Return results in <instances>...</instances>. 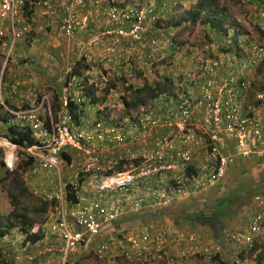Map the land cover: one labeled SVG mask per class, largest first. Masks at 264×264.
<instances>
[{"label":"built area","instance_id":"1","mask_svg":"<svg viewBox=\"0 0 264 264\" xmlns=\"http://www.w3.org/2000/svg\"><path fill=\"white\" fill-rule=\"evenodd\" d=\"M29 0H0V38L8 30L11 39L16 40L34 31L44 29L42 25L28 22L24 8ZM87 0H65L61 4V16L58 24L59 33L69 39L75 36L81 22L80 9ZM42 17L54 15L55 6L49 1L32 0ZM136 9H119L110 6L107 12L108 21L113 28H105L94 35L91 43L100 46L111 56H119L130 51L125 44L138 43L151 25L145 13ZM149 15L151 11L149 10ZM6 24V25H5ZM5 25V26H4ZM127 25V26H124ZM4 26V27H3ZM151 45L157 42L151 40ZM252 62L262 56V49L253 47ZM248 82L236 72L227 77L209 80L201 90L202 102L181 103L176 117L149 118L140 121V135L128 139L115 134L104 148L112 144L138 143L148 137L152 130L163 127L170 131V139L165 136L148 153L140 164L131 165L128 170L107 171L118 164L115 160H104L94 146L88 147L85 141L90 140L77 132L73 118L68 111L66 101L61 109L59 124L45 128L38 109L18 112L16 118L26 122L34 131H39L38 144L28 149L39 169L58 174L61 154L71 149L87 156L82 172L88 175V185L94 192L87 203L70 206L66 202L65 187L60 185L47 198L53 201L54 219L50 223L51 234H56L63 242L61 247L49 246L35 255L25 257V264L44 260V264H67L72 254L80 248L88 250L90 242L97 238L103 225L110 223L124 213L138 211L146 201L154 206L168 205L175 198L200 192L219 183L226 175L229 156L225 151L224 140L234 143L235 151L242 157L264 156V95L257 94L261 102L252 114H241L239 99ZM244 89V90H245ZM2 97L0 94V103ZM99 126V124H98ZM103 148V149H104ZM206 153L209 164H193L194 152ZM180 162V163H179ZM137 190L134 197L133 192ZM121 193L125 202H107L103 196ZM84 203V204H83ZM246 224L240 230L229 234L230 245L244 248L251 245L253 239L264 230V197L254 195ZM169 236L163 230L151 232H128L120 240L108 239L98 244L95 254L103 258L113 252L114 258H122L131 264H154L163 262L169 257ZM178 257L195 258L202 256L210 262L220 246L205 242L202 238H193L185 244L176 246ZM20 263L22 258H17ZM179 260L173 259L176 264ZM24 262V261H23ZM237 264H239L237 262Z\"/></svg>","mask_w":264,"mask_h":264},{"label":"crops","instance_id":"2","mask_svg":"<svg viewBox=\"0 0 264 264\" xmlns=\"http://www.w3.org/2000/svg\"><path fill=\"white\" fill-rule=\"evenodd\" d=\"M41 1H49L55 6L54 15L42 17L38 12L40 9L32 4L31 0L27 4V10L25 12L27 14L29 13V19L44 23L47 27L46 32L24 37L13 42L10 38V34L8 33L9 31L7 30L5 36L0 39V83L2 84V96L4 103V107H0L1 136H6L10 127H15L16 129L20 128L17 123L18 121L15 120L10 111L31 108L38 104L40 98L43 96H49L51 102L53 103V107L57 105L58 110L59 104L56 100L57 95L60 94L62 98H65L64 93L66 92V83L72 84V86L69 87L70 91L68 92V96L76 95L74 87H76L75 83L77 80H80L85 88H88L91 84H93L94 87L100 91L103 87L105 77L108 76L109 79L115 80V78L119 79V77L122 76V81L132 86L133 95L136 94L135 92L138 89L145 87L144 84L153 86L156 81L162 80V76L171 78L173 84L175 85L174 88L176 87V89H180L181 91L190 87L191 90L198 92L199 87L201 85L203 86V80L206 78L205 76H202V72H204V70L201 68L200 70L193 69L191 68L192 64L190 67H185L191 68L188 70H140L143 71V74L134 70L135 67L148 69L147 63L150 62L151 59L155 61L156 59H161L162 57H168L171 53L168 52L167 49H165L164 52H168L170 54L167 53L164 56L162 55V49L155 50L144 45L135 44L132 47L130 55L111 56L100 46H94L91 43L90 38L96 34L98 35L101 30L110 25L107 19V5L103 2V0H87L85 6L80 9L81 22L77 32L74 37L69 39H65L61 35L59 36L57 34V26L60 22L61 16V4L62 1L65 0ZM124 1L125 0H123V4ZM262 1L263 0L252 1L251 6L253 7L255 13H252L250 16L251 22L255 23V25H260V28L264 27V14H261V10L259 9V5ZM158 3L162 4V0H150V4ZM0 27H2L1 22ZM259 33L264 35L262 32ZM27 57L29 58L28 62L26 61ZM179 57L180 56L178 55L177 58ZM184 59L186 60L187 57ZM176 64L180 65V62H176ZM100 67H103L106 70H100ZM73 68L76 69L75 71H78L77 75H72L71 77L69 76L68 82L66 80L67 75ZM254 68L259 70L262 66L258 63ZM192 71L194 73L190 77V73H192ZM250 71L251 70H245L244 73ZM214 78H216V75ZM123 82H120L121 86L116 89L123 91ZM15 84H18V87L16 89H12V86ZM253 87V91L262 90L264 89V84L255 89ZM239 102L241 114L253 115L252 111L248 107L247 99L245 95H243V92L242 98L239 99ZM166 105V100L162 99V96L160 95L155 100H148L146 105L142 106L145 108L150 107L153 110V113L157 114L161 113L162 106ZM97 110V103H95V105L84 106L81 109L78 127L83 135L91 137V140L88 142L89 145L94 146L97 149L99 156L105 158L106 160L127 159L131 156L134 159L131 163L140 164L143 157L155 148V143L161 140L162 136L167 133V130L157 128L152 130L151 134L145 138L141 144H112L105 149L104 146L106 141L108 142L110 135L113 133H122L129 136L136 133L137 130L133 127L132 121H130L127 117H123L121 120H118L117 123H119V126H116V122H112L111 118L104 117V120H102L104 125L98 132L93 125L98 119ZM164 113H174V107H172L169 112L165 111ZM57 120H59L58 117ZM98 134L101 135V138L97 137ZM93 135L95 136L94 139ZM224 146L225 151L231 160L226 172L225 180H223V182H225V186L227 185L228 190L225 193L227 196L224 198V201L232 203L234 201L233 195H235V193L242 194L243 191L242 184L236 181V179L242 178V181L246 180L245 174L243 172L241 174V171L237 172L236 167L238 166L242 171H247V173L250 174V177H257L262 174L260 167L262 166L261 163L264 158H261L260 163L251 159L244 162L242 161V158L236 154L234 143L231 140L225 139ZM2 151L5 153L4 150ZM66 155L69 156V159L71 160L69 163L63 164V169L65 171L64 180L66 182H71L74 178V173L72 175V172L77 170L78 166H81L86 162V157L71 150L67 151ZM197 159L203 164H209L206 153L202 152L197 156ZM66 164H68V167L65 168ZM50 181L51 180L48 177H36V179L32 181V184H34V186L38 189L45 190L50 187ZM88 189L89 188H85L81 192L82 196H85L86 198L91 196V190ZM223 190L219 189V191ZM203 193H205V195ZM23 194L26 195L27 193L24 188H20L17 184L13 185V190L9 189V191L5 192L4 195H7L6 199L3 197V193L0 194V198L5 203H8V207H5V213L6 215L14 217H17L18 215L25 216L24 219H26L28 224H30V226L27 227V234L38 233L39 236H41L42 233H46V231L41 230L42 222L39 218H32L30 215L25 214V209H29L30 212H33V210L35 211L39 207V210L37 209L35 212L42 215L45 212V208L40 206L34 207L35 205L31 207L23 205L19 202L20 196ZM202 196H204L203 201L200 200ZM218 197L217 193L212 194L210 193V189H208L186 198L183 201L174 202V205L170 208L171 212L167 211V209L164 210L167 215L164 216L166 219L164 220L163 225L170 229L175 236L174 238L178 240H182L198 233L203 228H199L201 226L194 220L195 214L192 213V209L196 207L198 201L202 204V208L208 211H212L215 208V212H211V214L215 215L218 210L217 206H215L216 202L219 201ZM103 198L107 202H114L117 204L125 202V197L120 194H107L104 195ZM176 204H179V206H175ZM205 204L208 205L206 208L204 207ZM250 204L251 202L248 204V207ZM16 206H20L22 211L20 213L14 211L16 215H13L12 211ZM248 210L249 209L246 210L245 208L243 218H241L242 213L239 212L238 221H243L240 228H237L234 222H232L226 215H219L218 217H215V219L222 221L220 226L221 228L223 226V229L225 230H223L224 235L228 234V231L226 230H229L230 227L232 230L236 228L240 230L244 227L246 219L250 214ZM245 212L248 214H245ZM233 214L235 213H230L232 216ZM148 215L149 214H144V212L136 214L133 217H129L128 214L124 215L119 221L117 220L114 222L113 227L116 232L121 230L143 231L148 228H156L154 223L158 219L157 227L162 228L161 214L159 216H155L154 214H152L154 216ZM214 221L218 223V221ZM217 228H220L219 225ZM208 231L212 234L211 230ZM13 232L14 231H9V235L14 236ZM214 232H217V230ZM51 241L52 236H48L47 233L45 234L44 240L39 237V240H36L33 243H22V240H20L22 243L21 247H23L25 251H29L28 246H31V248H29L31 249L30 251L40 249L46 245L49 246L51 245ZM222 241H224V239ZM0 242L3 244L2 247L6 246L5 240L0 239ZM225 253H227V256L232 255L231 250L225 251ZM175 254L176 248L171 247L169 250L170 258L167 259L166 263L159 264H173L171 262H173V258H175L173 256ZM112 257L113 255L110 254L109 257H106L104 260H98V262L100 264H120L118 260H114ZM180 264H197V262L195 259L190 258L180 262Z\"/></svg>","mask_w":264,"mask_h":264},{"label":"clouds","instance_id":"3","mask_svg":"<svg viewBox=\"0 0 264 264\" xmlns=\"http://www.w3.org/2000/svg\"><path fill=\"white\" fill-rule=\"evenodd\" d=\"M29 1H27V3H26L24 11L27 10V4H28ZM139 1L140 0H125L124 4H123V0H103V2L107 5L106 6V11L107 12H108L110 6H117L119 9H123V10H127V9L133 8V9L139 10L138 12L141 11V12L145 13L146 20L147 21L148 20L151 21L150 22L151 25L149 26L148 31L143 36V38H142V40L140 42L131 43L130 45H129V43L125 44V46H128L127 48H129L131 50V52H132L133 45L140 44V45H144V46H147V47H149L151 49H155V50L162 49V55L165 56L168 52L166 53V52H164V50L172 45L171 41L174 39V35H171L172 34L170 32L171 30H174L175 27L181 25L182 23H186V22L187 23H186L185 27L189 26L190 24H192V25H198V24L199 25H203V24H201V21H199V22H190L191 17H190V19H188V16H186V14H185L182 17L181 20L173 22V24H172V28L173 29H170V28L167 29L166 27L164 28L163 26L160 27V28H157L158 21H159L160 18H162V15L166 12L167 8H165V9L164 8L163 9L160 8V10H159L160 14H159L156 11V6L154 4H150V0H142L143 2H147V3L143 4V5L138 4ZM196 2H197V0H196ZM196 2H195V4H196ZM30 4H31V2H30ZM195 4H194V8H195ZM159 5H161V3ZM157 6H158V4H157ZM194 8H190L189 10L190 11L194 10ZM149 10L151 11L150 15H149V12H148ZM189 10H187V11H189ZM28 14L25 12V18L27 19L28 22H33L35 24L42 25L44 27V29L42 31H40V32L34 31V32L30 33V34H27L24 37L32 36L34 34H40V33H43V32L47 31V27H46V25L44 23L34 21L33 19H29V15ZM203 17H205V13L201 14L200 20H203ZM187 20H189V21H187ZM109 24H110L109 25L110 27L108 26L106 28L115 27L113 24L111 25L110 22H109ZM124 26H127V25H124ZM181 26L184 27L183 25H181ZM203 26L207 27L205 25H203ZM163 30L165 31V33L167 35L162 37ZM158 32H159V34H158ZM8 33L10 34V32H8ZM57 34L59 36L61 35L59 33V31H58V27H57ZM175 35H176V33H175ZM24 37H21L19 39H22ZM93 37L94 36H92L90 39H92ZM2 38H0V39H2ZM10 38H11V34H10ZM63 38H65V37H63ZM162 38H165V39H162ZM19 39H16V40L11 39V40L13 42H15V41H17ZM65 39H67V38H65ZM151 40H155L157 43L155 45H151V42H150ZM248 41H250L249 44H247V42H245L246 45H244V47L240 51L236 52V54L237 53L239 54V58H236L235 56L232 57L231 54L230 55L222 54V56L220 57L218 55L219 52H216V53L213 52V54L206 53L207 54L205 56L206 59L205 58L203 59L202 64H201L202 67L200 66V68L204 70V72H202V76H205L206 78L203 80V83H202L203 86L201 85L202 87L200 86L199 87V91L196 92L195 94H193V92L190 91L191 90L190 87L185 89V90H183V91H181L180 89H176V87L174 88L175 85L173 84L171 78L162 76V80L156 81V82H163L165 79H170L171 82H172V94L169 95V96H167L166 94L161 95L162 99H165L166 103H167V105L164 107V109H162V113H157V114L153 113V110L150 107L145 108L142 105L132 106V103L135 100V98L137 97V94L133 95L132 86L129 85V84H126L125 82H123L122 78H121L122 76L119 77V79L115 78V80H113V81H112V79H109L108 76L105 77L104 78V82H103V87H102V89L100 91H98V89L96 87H94L93 84H91V86H93L94 90H95V93H94V95L92 97L93 101H91V98L88 95V91L87 90H88L89 87L85 88L82 85V82L80 80H77L76 83H75L76 87H74V88L76 90V95H74V96H68V92L70 91L69 87L72 86V84L66 83V85H67L66 86V92L64 93L65 98H62V96L60 94L57 95V97H56V100H57V103L59 104V107H58V110L56 112L54 111L55 115L52 114L53 103L51 102V99L49 98V96L48 97L47 96H43L42 98H40L39 103L34 105L31 108L20 109L18 111H10V113L15 118V120L18 121L17 123L19 124V127H20V128H18V130L24 129V128H28L31 131V134H32L31 135V139L33 140V142L27 148H21V147H18L16 145L10 143L8 141V139H6V137H10L9 134H7L8 136L7 135L6 136L5 135L4 136L0 135V150H4L5 151V157L2 159L3 162H1V164H2V166H4V163H5L6 168L10 172H14V173L16 172L17 173V172L20 171L21 174H23L22 170L26 169L24 174L26 172L28 174H37V173H39V175L37 177H43V178L48 177L51 180L50 181L51 185H50L49 188H47L45 190L36 188V190L41 192L40 198L46 204H48L49 208H50V210L48 212L49 214H47V220L43 224V226L41 227V230L46 231L48 236L49 235L52 236L51 245H49V246L61 247L63 245V242L56 234H51V232H50V223L54 219V205H55V203L53 201H49L47 196L51 195V193H53L54 190L57 189L59 184L60 185L62 184V185H64L65 190H66L65 191V195H66L67 204H69L70 206H77L79 204H82V202L87 203L88 202V200H87L88 198H86L85 196H82V194H81V192L85 188H89L88 190H91V187L88 185V181H89L88 175L84 174L82 172V168H83V166H84V164L86 162L84 164H82L81 166H78V169L74 170L72 172V175L74 173V178H73V181H71V182L70 181L66 182L64 180L65 171L63 169L64 165H62L64 163H69V160H68L69 156L66 155V152L71 150V149H68V150H66V152L61 154V163L59 165V171H58L57 175L41 171L39 169L38 165L36 164V162L34 161L33 156L28 151L29 148H31L32 146L38 144V142L40 140L39 131H34L30 127L29 124H27L26 122H23L21 120H18L16 118V113L29 111V110H34V109H38L39 108L38 113H39V116H40L41 120L43 121L44 127L45 128H49L51 126V120H52V122L54 124H59V122L61 121L60 120V116H61L60 112H61V109L64 106V102L66 101V106L65 107H67V109H68V111L70 113H71V109H70L69 106H70V103H73L78 108V112H79L77 122L74 120L73 114L71 113L72 118H73V124L75 125L77 132L82 134L80 132V130H79V127H78L79 116H80V113H81V109L84 106H86V105H95V103H97V106H98V110H97L98 117L97 118L98 119L93 124L95 126L96 130L99 132L102 129V126L104 125L102 120H104V117L111 118L112 122H116V126H119V123H117L118 120H121L123 117H127L130 121H132L133 127L137 130L136 133H133V134H131L129 136H126L125 134H122V133H113L112 135L120 134V135L126 136L128 139H131V137H133V136H141L140 135V121H144V119L146 117H149V118L155 117V118H161V119L175 117L178 114L179 107H180L181 103L186 102V101H190L192 103L202 102V100H201V96H202L201 90L203 89V87L205 86L207 81L213 80V79H218L219 77L224 78V77H227L229 73H234V72H236L238 76L244 77L246 79V81L248 82V86L246 87V89L245 88H244L245 90L243 89V91H244L243 95H245V97L247 99V103H248L249 109L252 112H254V110H256L257 106L259 104H261V102L256 100V96H257V94H263L264 95V89L258 90V91H253L252 90V86H250L249 78L247 76V73H244V71L249 69L250 67L254 68L258 63H260L261 58H263V56H264V46H260V45L256 44V41H257L256 39L254 41H251V40H248ZM219 46H220V44L218 45V47ZM254 46L260 47L262 49V51H263L261 58L258 61H256L255 63L252 62V57H251V56H253V50L252 49H253ZM171 49H173V48H171ZM131 52L130 51H125V52H122L119 56L130 55ZM168 54H170V53H168ZM176 54L177 53H174V55L172 57L174 58L176 56ZM232 58H234V60L237 61V64L239 65V70H235L234 68H233V70H220L221 67H227L228 64L229 65L231 63L233 64L234 60H232ZM253 58H254V56H253ZM162 59H165V57H162L161 59H156L155 61L151 59L150 62H148V63L150 65H153V64L156 63L155 66H158L159 63H162ZM26 61L27 62L29 61L28 57H27ZM27 62H25V63H27ZM148 63H147L148 70H153V68H150ZM139 69L145 70L146 68H137L136 69L139 72L143 73V71H140ZM71 72H72V70H71ZM69 73H68L67 79H66L68 82H69V78H68L69 77ZM193 73H194L193 71H192V73H190V77L192 76ZM215 75H216V78H214ZM120 82H123L122 83L123 91H120V90L116 89L117 87L119 88L121 86ZM154 85H155V83H154ZM17 87H18V84H15V85L12 86V89H16ZM103 90L107 92V94H108V95L106 94L107 97L113 92L118 94V97L120 98V101H121V105L120 104L118 105V107H120L122 109V113L121 114L116 115V114L110 112L107 109L108 105L105 102V97L101 95V92ZM0 94H1V97H2V102L0 103V107L3 108L4 107V103H3L2 84L1 83H0ZM41 95H45V94H41ZM152 100H155V99H152ZM169 105H170V107H169ZM171 106L174 107V113H164L165 111L169 112V110H171V108H172ZM57 117H58L59 120H57ZM98 124H99V126H98ZM158 128L162 129L163 127H158ZM155 129H157V128H155ZM155 129H153V130H155ZM163 129H165V128H163ZM169 133H171V132L167 130V133H165V135L162 136L161 140L165 136H168L169 139H170L172 136H170ZM84 136H85V139L89 137L90 140H91L90 136H87V135H84ZM97 137L101 138V135L98 134ZM94 138H95V136L93 135V139ZM90 140H88V141L84 140V143L88 147L92 146V145H89V143H88ZM143 140H145V138L142 139L140 142L134 143V144H141V142ZM161 140H159L158 142L155 143V148H156V146L158 145V143ZM127 144L129 145V144H133V143H129L128 142ZM154 149H152L151 151H153ZM9 151H12V155H11L10 158H8ZM17 151L19 152L20 157L24 155V157L23 158L21 157L19 161H18ZM71 151H74V150H71ZM74 152H77V151H74ZM77 153L78 154H82V153H79V152H77ZM199 154H201V152H197V151L192 154V162H193V164H202L201 161L197 159V156ZM236 154L239 155L240 158H242V159H252V158L253 159H260V158H264V156L263 157H259V158L255 157V156L242 157L240 155V151H236ZM82 155L85 156L86 160H87V156L85 154H82ZM27 158H31L32 159V164H30L27 167H22L24 169L17 170L18 165L22 161L27 160ZM102 159H105V158H102ZM108 160H110V159H108ZM133 160L134 159L131 156L128 157L127 159L123 158V159H120V160H115V161H118V164L116 166H114L113 168H111L110 170H108L107 172L110 173V172H118V171L128 170L131 165H137V164L131 163ZM230 163H231V160L229 158L228 167H229ZM66 167H68V164H66L65 168ZM10 172H8V173H10ZM225 176L219 183H216V184H214V185H212V186H210V187H208L205 190H202L200 192H196V193L187 195V196L182 197V198H175L168 205L154 206L151 203H148L146 201L145 203H143V206H142V208L140 210L122 214L121 216H119L115 220L111 221L110 223L103 225L100 235L97 238H95V239L93 238L91 240V242L89 244L90 247L88 248V250L87 249L83 250L82 248H80V250L77 253H74V254H72L70 256L69 261H68L67 264H76V263L81 264L80 261L83 258H85L86 256L90 255V254H92L98 260H104L106 257H109L110 254L113 255V252L109 253L108 255H106L103 258H98L96 256V254H95V249L98 246V244L101 243L102 241H106L108 239H115L116 241H118V240H120V238L122 237L123 234L128 233V232L146 233V232H151L153 230L154 231L155 230H163L170 237L169 238V242H176V243L169 244V249L168 250H170L171 247L176 248L177 244H179L180 242H182V244H185L190 239L202 238V240H204L205 242H208V243L210 242L211 244H216V245L220 246L221 251L217 252V254L219 255V257H222V258H219V261L225 260L227 257H224L223 253H225V251L231 250L232 255L234 257V259L232 260L233 262H235L234 264H237V262L239 264H243L244 262H241V261H239L237 259L238 252H240L241 249L245 250V249L250 248L251 245L254 244V243L262 244L261 242H256L255 240H256L257 237H259L264 232V230L258 236H256L253 239L251 245L246 246L244 248H239V247H235L233 245H230L231 243L229 241V234L234 232L235 230H239V229H235V230L231 231L230 233H228L227 235H224V237H223L224 241H222L221 243H217L213 239L210 240L209 238H207L206 234H203V233L199 234L200 232L196 233V234H193L192 236L184 238L182 240H178V239L174 238L175 236L173 235L172 231L170 229L166 228L163 225L164 224V220L166 219L164 216L167 215L165 213V211H164L165 209H167V211H169L171 206L174 205L173 204L174 202L183 201L186 198H189V197H191V196H193V195H195L197 193H201L203 191L211 189V188H213V187H215L217 185H223V180H225ZM33 180L34 179L29 180V185L31 186V188L34 189V187H36V186H34V184H32ZM54 180H56V181H54ZM219 189L223 190V186L220 187ZM136 193H137V190L133 192L134 197L136 196ZM0 194H1V192H0ZM116 194H119V193H116ZM91 196L94 197V192H92V190H91ZM1 209H2V207H1ZM13 209L14 210L12 211V214L16 215L15 212H18V211L17 210L15 211V207ZM143 212H144V214H149L150 216H154V215L155 216H159L161 214L162 215V228L157 227L158 226L157 225L158 219H157V221L154 223V225H156V228H153V229L148 228V229L143 230V231H140V230H121V231H117V232H114V233L108 232V229L113 227L114 226L113 225L114 222L116 220H118L120 217H122V216H124L126 214H130V213L140 214V213H143ZM2 213H3L4 217L8 218L10 216V215H6L5 207L2 209ZM152 214H154V215H152ZM10 217L14 221H19L18 220L19 218H23L24 219L25 216L18 215L17 217H14V216H10ZM24 221H26V219H24ZM18 226L19 227H15L14 229H9L5 234L1 235L5 239V243H6V246L0 248V258L2 259L1 260L2 264H25V257L26 256L35 255L38 251H42V250H44V249L49 247V246L46 245V246L41 247L40 249H36L34 251H30L31 249H29V248H31V246H28V250L29 251H25L23 249V247H21V244L26 242L25 241V234L23 233L24 231L22 230V225L18 224ZM106 227H108V228H106ZM9 231H14L13 232L14 236H10L9 235ZM46 233H42L41 236H39L40 239L42 238L44 240ZM8 236H10L12 238H10ZM7 238H8V240H7ZM20 240H22V243L20 242ZM234 253H237V254H234ZM217 254H215L213 256V258L210 260V262H207V261L205 262V260H203L202 256H200V255H198L197 257L192 258V259H195V261H196V259H198V257H201L204 264H213L212 262H213V260H215L214 257ZM173 257H175L173 259H176V261H177V259L179 260L178 262H176L177 264H180V262H182L184 260L190 259V258H186V257H182V258L180 257L179 258L178 257V253H177V249H176V254ZM17 258H22L24 262L22 261L20 263V261H18ZM112 258L114 260H118V259L123 260L122 258H114V257H112ZM168 258H170V255H169ZM168 258H166L163 262H160V263H166ZM216 260H218V259H216ZM227 260H228V258H227ZM125 263H127V262H125ZM171 263L175 264L174 262H171ZM34 264H44V260H37L36 259L34 261ZM129 264H131V263H129Z\"/></svg>","mask_w":264,"mask_h":264},{"label":"rangeland","instance_id":"4","mask_svg":"<svg viewBox=\"0 0 264 264\" xmlns=\"http://www.w3.org/2000/svg\"><path fill=\"white\" fill-rule=\"evenodd\" d=\"M253 0H220V12H222V16L225 15L227 23L226 27H229V34H233L236 30L239 31L240 34L245 35L249 40L254 41L255 39L256 44L260 46H264V35L260 34L258 32V29L260 25H255V23L251 22V14L255 13L253 7L251 6ZM147 2H143L140 0L138 4L143 5ZM160 3L154 4L156 6V11L159 13L160 8H167L166 12L162 15V18L159 19L157 28L160 27H166L167 29H173L172 24L174 21L181 20L182 17L185 15V12L189 10L190 8H194L195 0H162V4ZM164 4V5H163ZM160 14V13H159ZM262 16V15H261ZM187 23V22H186ZM186 23H182L184 27L181 25L175 27L174 30H171V35H174V39L171 41V46L167 48V51L171 53L168 57L165 59H162V63H159L158 66H155V64L150 65V68H153V70H188V69H196L200 70V66L202 64L203 59H206V53L213 54L216 52H219L218 55L221 57L222 54L226 55H232L236 58L239 57V54L234 53L233 49H229V44L223 42L220 47L218 45L220 44L219 38L221 36L217 34V32L211 30L208 27H204L203 25H192L186 26ZM176 33V35H175ZM244 38V37H243ZM263 39V40H262ZM242 44L245 43L242 41ZM246 45V44H245ZM218 47V48H217ZM221 47L227 49V51H223ZM173 48V49H171ZM217 48V49H216ZM174 53H177L176 56L173 58L172 56ZM180 56L177 58V56ZM187 57L185 60L184 58ZM234 60V58H232ZM176 62H180V65L176 64ZM236 62V63H235ZM191 68H185L190 67ZM137 67H135L134 70H136ZM239 70V65L237 64V61L234 60L233 64H228L227 67H221L220 70ZM100 70H106L103 67H100ZM141 70V69H139ZM148 70V69H145ZM247 70H251L250 72H247V76L249 78L250 86H254L253 88H258V86H262L264 84V66H262L261 69L256 70L255 68H249ZM136 72H139L136 70ZM143 74V73H142ZM113 81V80H112ZM252 84V85H251ZM193 94H195L197 91H193ZM107 92L102 91L101 95L105 97V102L108 105L107 109L118 115L122 113V109L118 107V105H121L120 98L118 97V94L115 92L111 93L108 97L106 96ZM108 95V94H107ZM165 106H162V109H164ZM170 107V105H169ZM168 107V108H169ZM162 113V112H161ZM10 152V151H9ZM9 155V153H8ZM18 161L20 158L24 157L21 156L19 152L17 151ZM5 157V153H3L2 150H0V192L5 194V191H9V189L13 190V185L17 184L20 188H24L26 191V195L20 196V203L23 205H28L29 207L35 205L34 207L40 206L42 208H45V212L42 215L37 214V209L39 210V207L33 212H30L29 209H25V214L30 215L32 218L35 217L36 219H40L43 224L47 220V214L50 210L49 205L46 204L41 198L38 190H36V187L31 188L29 185V180L36 179V177L39 175L37 174H28L27 172L24 174L25 170H22L23 174L21 172H10L4 163V166H2L1 162L2 159ZM263 159V158H262ZM248 159H242V161L246 162ZM254 160L257 163L261 162L260 159H251ZM65 164V163H64ZM262 166L261 169V175L257 177H250V174L247 173V171H242L238 166L236 167V171H241L245 174L246 180L242 181L241 179H236V181L240 182L243 187L242 194L235 193L233 195V202L227 203L224 201V198H226L227 194H225L227 190V185L225 186V182H223V185H217L210 189V193L215 194L217 193V196H219V201L216 202L215 206H221V210H219L218 215H226L228 218L234 222L235 226L237 228H240L242 226L243 221L239 220V212L242 213L241 218H243V213L245 211V208L247 210L248 204L251 202V199L254 195H262L264 196V159L262 160ZM63 165V164H62ZM240 165V164H239ZM242 167V166H240ZM10 172V173H8ZM223 186V191H219V188ZM207 193V192H206ZM205 195V193H203ZM240 195V196H238ZM5 199L7 198V195L3 196ZM201 201L204 200V196L201 197ZM220 203V204H219ZM175 206H179V204H176ZM205 206V205H204ZM4 207H8V203H5L3 200L0 199V239L5 240L1 235L5 234L9 229H14L15 227H19L17 222L12 220V218L9 216L4 217L2 213V209ZM33 207V208H34ZM206 208V207H205ZM18 211L19 213L22 211V208L20 206L15 207V211ZM169 212H171L169 210ZM204 212H207L206 209L202 208V204L197 201V205L195 208L192 209V213H199L203 215ZM212 211H210L211 213ZM230 213H235L230 215ZM245 214H248L245 212ZM223 219V218H222ZM224 221V219H223ZM238 221V222H237ZM38 223V222H37ZM232 224V223H231ZM13 226V227H12ZM236 228V229H237ZM235 230V229H234ZM228 233L233 231L231 227L229 228ZM206 234V230H202L199 234ZM201 237V236H200ZM207 238H210V234L207 233ZM256 242H261L264 245V232L256 238ZM2 247V243L0 242V248ZM231 256V255H230ZM225 257V256H224ZM228 258V257H227ZM230 260H233L234 257H229ZM0 258V264H2ZM256 258L254 259V256L252 255L251 258H247L244 261L243 264H264V259L260 263H257ZM118 262L120 264H125V262L121 259H118ZM197 264H204L201 257H198L196 259ZM218 260H213V264H219ZM81 264H100L98 262V259H96L92 254L86 256L80 261Z\"/></svg>","mask_w":264,"mask_h":264},{"label":"trees","instance_id":"5","mask_svg":"<svg viewBox=\"0 0 264 264\" xmlns=\"http://www.w3.org/2000/svg\"><path fill=\"white\" fill-rule=\"evenodd\" d=\"M219 2H220V0H197L194 10H191V11L189 10L185 14H186V16H188V19H190V17H191L190 22L201 21V24L207 26L208 28H210L214 32L216 31L217 34H219L221 36V38H219L220 45L223 42L228 43L229 49H231V51L233 49L234 52L236 53L244 47L245 44L243 45L242 41L244 43L247 42V44H249L250 41H248L249 39L245 35L240 34L241 32L239 33L238 30H236L232 35L229 34V32H228L229 27L225 26L227 23V20H226L225 15L222 16V14H221L222 12H220V10H222V9L219 6L220 5ZM259 9L261 10V14H264V0L259 5ZM202 13H205V17H203V20H200V16ZM187 21H189V20H187ZM257 29H259L258 32L264 33V27H261V28L259 27ZM166 35L167 34L163 30L162 37L166 36ZM162 39H165V38H162ZM221 49H223V51H227V49H225L223 47H221ZM237 58H239V57H237ZM260 66H264V59L263 58H261ZM75 70L76 69L73 68L72 72L69 73V76L77 75L78 71H75ZM87 91H88V95L91 98V101H93L92 97L95 93L94 87L90 86ZM135 93L137 94V97L133 101L132 106L146 105V102L148 100L156 99L159 95H164V94H166L167 96L171 95L172 94V82L170 79H165L163 82H156L154 86H148L147 84H145V87L138 89ZM144 94H145V96H144ZM69 107L71 109V113L73 114L74 120L77 122L78 114H79L78 108L73 103H70ZM54 111L55 112L57 111V105L55 107H52V114L53 115H55ZM8 134L10 135V137H6V139H8V141L10 143H12L18 147H21V148H27L33 142V140L31 139V135H32L31 131L28 128L18 130L15 127H10L8 129ZM68 160L70 161L71 159L68 158ZM30 164H32V159L27 158V160L22 161L18 165L17 170L24 169L22 167H27ZM206 206H208V205L205 204L204 207H206ZM219 208H222V207L217 206L218 210H217L215 215L211 214L210 211H208V210H207V212H204L203 215H201L199 213H196V214L193 213V214H195L194 220L196 221L197 224H199L201 226L199 228H203L202 230H205V229L211 230L212 234L209 233L208 230H206V233H209L210 237L217 243L222 242L223 237H224L223 232L225 231L223 229V226H222V228L220 226L222 224V221L219 219H215V217H218L217 215H218L219 210H221ZM212 211L215 212V208ZM136 214L137 213H130V214H128V216L133 217ZM120 218L118 219V221L120 220ZM18 220L19 221H16V222H17V224L22 225V230L24 231L23 233L25 234V241L26 242L33 243L36 240H39V234L38 233L27 234V227H29L30 225L26 221H24L23 218H19ZM214 220L218 221V223L215 222ZM26 225H28V226L26 227ZM218 225L220 228H217ZM221 229H222V232H221ZM215 230H217V232H214ZM201 231H199V232H201ZM108 232L114 233V232H116V230L114 229V227H111L108 229ZM252 255L254 256V259L256 258L255 261L257 263H260L261 261H263V259H264V245L263 244H257V243L252 244L250 248L238 252L237 259L241 262H244L243 260H245L247 258H251ZM223 256L228 257V260H227V258L225 260H221V262H219V264H234L235 263L229 259V257H231V256L230 255L227 256V253H223ZM219 258H222V257H219L218 254L214 257V259H218V261H219ZM76 264H79V263H76Z\"/></svg>","mask_w":264,"mask_h":264},{"label":"bare ground","instance_id":"6","mask_svg":"<svg viewBox=\"0 0 264 264\" xmlns=\"http://www.w3.org/2000/svg\"><path fill=\"white\" fill-rule=\"evenodd\" d=\"M12 155V151L9 152L8 158H10Z\"/></svg>","mask_w":264,"mask_h":264}]
</instances>
